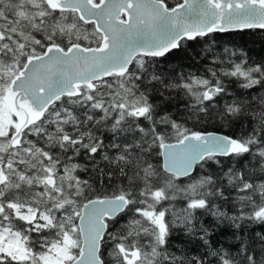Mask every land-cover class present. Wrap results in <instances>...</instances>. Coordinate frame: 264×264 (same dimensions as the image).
<instances>
[{
  "label": "snow or ice",
  "instance_id": "6c2138e0",
  "mask_svg": "<svg viewBox=\"0 0 264 264\" xmlns=\"http://www.w3.org/2000/svg\"><path fill=\"white\" fill-rule=\"evenodd\" d=\"M247 32L264 0H0V264H264Z\"/></svg>",
  "mask_w": 264,
  "mask_h": 264
},
{
  "label": "trees",
  "instance_id": "16d2710c",
  "mask_svg": "<svg viewBox=\"0 0 264 264\" xmlns=\"http://www.w3.org/2000/svg\"><path fill=\"white\" fill-rule=\"evenodd\" d=\"M233 39L236 44L243 45L247 50H250L254 58L264 55V32H247L241 35H236L233 37ZM227 42H228V36L221 34L220 43L227 44ZM197 53H198V49L191 50V54L193 56L197 55ZM174 60L176 65H179L181 63L183 64L190 63L189 60L184 59V53L177 54Z\"/></svg>",
  "mask_w": 264,
  "mask_h": 264
}]
</instances>
